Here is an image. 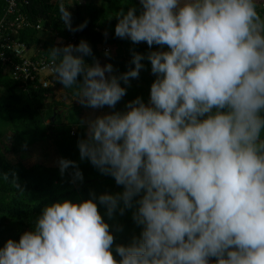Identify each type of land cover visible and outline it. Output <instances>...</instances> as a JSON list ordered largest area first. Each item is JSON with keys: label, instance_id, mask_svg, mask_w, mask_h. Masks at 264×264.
Instances as JSON below:
<instances>
[{"label": "clouds", "instance_id": "obj_1", "mask_svg": "<svg viewBox=\"0 0 264 264\" xmlns=\"http://www.w3.org/2000/svg\"><path fill=\"white\" fill-rule=\"evenodd\" d=\"M56 2L67 30L87 26L72 23L70 8L82 0ZM259 3L138 0V7H121L115 36L157 50H131V66L119 74L101 65L86 40L48 50L57 82L75 89L81 106L112 110L87 120L78 149L123 190L46 204L31 230L0 247V264H264ZM145 59L155 76L148 101L137 96L116 110ZM57 165L61 176L73 170L72 183L83 181L76 161ZM4 179L24 192L14 171ZM129 209L141 231L117 243L104 217Z\"/></svg>", "mask_w": 264, "mask_h": 264}, {"label": "trees", "instance_id": "obj_2", "mask_svg": "<svg viewBox=\"0 0 264 264\" xmlns=\"http://www.w3.org/2000/svg\"><path fill=\"white\" fill-rule=\"evenodd\" d=\"M262 3L260 0L259 5ZM76 5L74 9L70 8L73 27L85 21L87 26L82 31L71 32L59 19L56 0H19L20 12L32 23V26L19 31V39L40 55L49 58L51 56L48 50L53 46L78 44L83 39L89 43L95 58L101 62L102 52L105 51L103 49L107 47L110 56L105 57V63H111L116 74L127 71L131 66V50L145 55L150 50H156V46L149 49L148 45L132 44L130 40L117 38L114 34L117 22L115 13L121 7L125 10L131 5L138 7V0H102L99 5L91 2ZM4 8L5 0H0V16ZM259 8L264 13V9L261 6ZM38 23L40 28L37 29L35 25ZM85 60L91 63L92 57H85ZM142 63L145 68L141 70L138 79L130 81L127 95L116 110H123L125 103L137 96L148 101L155 76L151 73L150 62L145 59ZM48 79L51 83L49 88L24 87L17 82L20 80L12 78L10 66L0 60V117L7 122L5 131L0 132V247L9 238L18 241L23 232L31 230L46 204L63 199L82 201L88 199L92 192L98 196L105 192L114 194L123 190L115 183L114 178L101 174L88 160L80 159L78 140L86 132V124L82 122V110L85 107L57 100L54 88L62 89L71 98H75V89L62 88L55 75ZM6 132L11 133V148L14 151L51 141L49 147L52 148V153H44L47 157L45 160L48 161L56 154L59 158L76 161L83 173V181L71 182V168L61 176L58 165L48 166L35 162L25 166L20 161L9 162L3 156V152L8 149L3 141ZM13 171L24 192L16 189L10 180L4 179V173ZM100 211L104 214L106 209L101 206ZM132 211L126 210L123 216L117 214L113 220L104 217L113 225L117 243L127 244L141 231L132 219ZM119 225L123 226L122 231L117 230Z\"/></svg>", "mask_w": 264, "mask_h": 264}, {"label": "built area", "instance_id": "obj_3", "mask_svg": "<svg viewBox=\"0 0 264 264\" xmlns=\"http://www.w3.org/2000/svg\"><path fill=\"white\" fill-rule=\"evenodd\" d=\"M30 26L32 23L20 12L19 0H5L0 16V60L10 66L12 78L20 80V85L49 88L48 77L54 75L52 58L40 55L18 37L21 29ZM35 27L40 28V24Z\"/></svg>", "mask_w": 264, "mask_h": 264}, {"label": "rangeland", "instance_id": "obj_4", "mask_svg": "<svg viewBox=\"0 0 264 264\" xmlns=\"http://www.w3.org/2000/svg\"><path fill=\"white\" fill-rule=\"evenodd\" d=\"M263 3L259 6H261L264 9V0H262ZM54 94L57 100H61L62 102H65L66 104H79L75 98H71L67 96L62 90H58L54 88ZM65 108H63L64 110ZM106 112H108V108H105ZM99 109H91V108H84L82 112H84V121L85 123L89 119L95 118L97 115H101L99 112ZM64 121V119H62ZM7 122L3 118L0 117V132H4L6 129ZM11 133L6 132L5 137H3L4 144L8 147L7 150L3 152V156L11 163L20 161L25 166H28L30 164H33L35 162H42L45 163L48 166H57V161L59 158L58 155L53 154L54 156L46 161L45 159L46 154L44 153H52V148L49 147L51 141L43 142V143H37L33 145L32 147H24L22 150L14 151L12 146V138ZM49 147V148H48ZM48 148V150H46Z\"/></svg>", "mask_w": 264, "mask_h": 264}, {"label": "crops", "instance_id": "obj_5", "mask_svg": "<svg viewBox=\"0 0 264 264\" xmlns=\"http://www.w3.org/2000/svg\"><path fill=\"white\" fill-rule=\"evenodd\" d=\"M88 2H91L92 4H94V5H99L101 2H102V0H82V2L81 3H78V5H85V3H88ZM75 6H77V5H75ZM75 6L74 7H72L71 9H74L75 8ZM143 46H146L147 44L146 43H141ZM111 49H113V48H111ZM155 49L157 50V46L155 47ZM103 50H105V51H103L102 52V60H101V65H103V64H105V57H106V55H105V52H106V50H108L109 51V48H104ZM114 50V49H113ZM58 90H62V89H60V88H57ZM100 111V113L101 114H103V113H105L106 112V110H105V108L104 109H99ZM108 112L109 111H112L111 109H108L107 110ZM84 112H82V122L84 123V124H86L85 123V121H84Z\"/></svg>", "mask_w": 264, "mask_h": 264}]
</instances>
